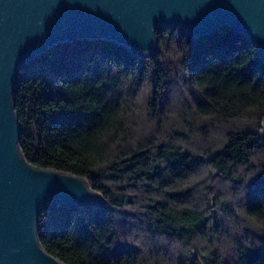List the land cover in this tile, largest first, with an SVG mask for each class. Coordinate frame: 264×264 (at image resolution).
I'll return each instance as SVG.
<instances>
[{"label":"trees","instance_id":"16d2710c","mask_svg":"<svg viewBox=\"0 0 264 264\" xmlns=\"http://www.w3.org/2000/svg\"><path fill=\"white\" fill-rule=\"evenodd\" d=\"M156 36L149 56L83 39L19 69L24 159L105 200L41 211L39 242L66 264H264V62L228 25Z\"/></svg>","mask_w":264,"mask_h":264},{"label":"water","instance_id":"95a60500","mask_svg":"<svg viewBox=\"0 0 264 264\" xmlns=\"http://www.w3.org/2000/svg\"><path fill=\"white\" fill-rule=\"evenodd\" d=\"M223 25L264 62V0H0V264H66L40 244L39 214L105 203L83 176L24 159L13 96L19 69L58 43L105 40L149 56L160 29L199 39ZM260 133L264 140V118Z\"/></svg>","mask_w":264,"mask_h":264}]
</instances>
